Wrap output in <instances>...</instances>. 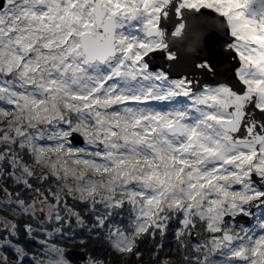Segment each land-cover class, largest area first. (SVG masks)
Returning a JSON list of instances; mask_svg holds the SVG:
<instances>
[{"label":"snow or ice","instance_id":"6c2138e0","mask_svg":"<svg viewBox=\"0 0 264 264\" xmlns=\"http://www.w3.org/2000/svg\"><path fill=\"white\" fill-rule=\"evenodd\" d=\"M0 264H264V0H0Z\"/></svg>","mask_w":264,"mask_h":264}]
</instances>
